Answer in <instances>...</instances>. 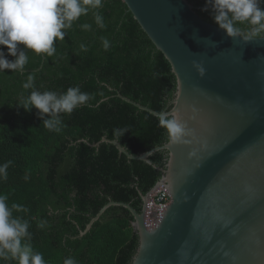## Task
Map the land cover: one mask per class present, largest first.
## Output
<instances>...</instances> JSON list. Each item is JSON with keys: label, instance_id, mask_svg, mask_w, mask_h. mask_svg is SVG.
I'll list each match as a JSON object with an SVG mask.
<instances>
[{"label": "trees", "instance_id": "obj_1", "mask_svg": "<svg viewBox=\"0 0 264 264\" xmlns=\"http://www.w3.org/2000/svg\"><path fill=\"white\" fill-rule=\"evenodd\" d=\"M187 1L203 20L218 26L210 7L202 11L205 0ZM98 11L104 17L103 29L89 12L66 30L63 41H54L52 57L28 50L23 71L0 72V164L12 162L7 179H0V194L8 197L10 208L15 203L26 209H13L12 214L28 221L33 250L46 264H63L68 257L78 264H130L138 238L126 209L110 207L89 232L81 237L79 233L110 201L129 204L140 213L141 196L162 175L144 162L128 160L110 144L88 145L106 138L140 155L166 144L168 134L158 118L118 95L160 113L168 110L176 91L169 63L122 0H103ZM83 23L91 30H82ZM101 37L109 40L108 50ZM81 43L87 51L80 49ZM0 48L10 61L15 59L6 47ZM30 73L35 90L59 93L79 86L91 99L71 114L61 113L58 132L49 130L37 109L19 106L33 90L23 88ZM150 161L164 168L167 153H154ZM42 221L45 226L40 228ZM0 264L17 261L0 258Z\"/></svg>", "mask_w": 264, "mask_h": 264}, {"label": "water", "instance_id": "obj_2", "mask_svg": "<svg viewBox=\"0 0 264 264\" xmlns=\"http://www.w3.org/2000/svg\"><path fill=\"white\" fill-rule=\"evenodd\" d=\"M122 2L175 77V95L164 112L179 111L193 135L188 144L167 142L140 155L106 138L88 144H110L162 175L141 196L140 213L110 201L79 237L107 209L121 207L133 217L138 238L130 264H264V38L229 37L187 0ZM118 97L158 118L159 113ZM161 151L167 161L157 168L150 157ZM159 186L171 201L156 226L147 229L148 197Z\"/></svg>", "mask_w": 264, "mask_h": 264}, {"label": "clouds", "instance_id": "obj_3", "mask_svg": "<svg viewBox=\"0 0 264 264\" xmlns=\"http://www.w3.org/2000/svg\"><path fill=\"white\" fill-rule=\"evenodd\" d=\"M102 6L103 0H0V46L6 47L7 55L15 58L10 61L0 48V72H5L6 69L23 71L29 59L28 50L52 57L56 53L54 41H63L66 30L89 12L96 25L103 29L104 17L98 11ZM209 7L214 22L229 37L239 36L245 42L264 38V0H205L202 11H208ZM240 25H247V28ZM79 26L82 30H91L88 23ZM101 40L104 50H108L109 40L105 37H101ZM79 47L82 51H87L85 44L81 43ZM196 67L203 75L204 69L199 65ZM34 79L31 73L27 76L23 88L33 90L19 106L26 111L37 109L44 127L49 130L58 132L62 124L60 114H71L91 99L90 94L82 92L79 86L69 87L59 93L47 90L40 92L34 88ZM45 114L48 118H44ZM158 124L166 130L169 145L190 143L187 137L192 136L193 132L179 111L160 112ZM11 163L7 161L0 164V179H7ZM7 199L6 195L0 194V258L10 257L17 264H46L43 255L33 250L28 221L12 214L13 209H26L15 203L10 208ZM44 226L43 221L38 225L40 228ZM63 264H78V261L68 257L63 260Z\"/></svg>", "mask_w": 264, "mask_h": 264}, {"label": "built area", "instance_id": "obj_4", "mask_svg": "<svg viewBox=\"0 0 264 264\" xmlns=\"http://www.w3.org/2000/svg\"><path fill=\"white\" fill-rule=\"evenodd\" d=\"M170 201L171 198L164 186H159L149 195L145 213V226L147 229L156 226L167 206L170 204Z\"/></svg>", "mask_w": 264, "mask_h": 264}]
</instances>
